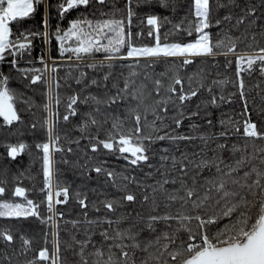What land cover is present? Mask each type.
I'll use <instances>...</instances> for the list:
<instances>
[{"label": "snow or ice", "instance_id": "6c2138e0", "mask_svg": "<svg viewBox=\"0 0 264 264\" xmlns=\"http://www.w3.org/2000/svg\"><path fill=\"white\" fill-rule=\"evenodd\" d=\"M46 3L42 29L25 27ZM51 7L0 0V65L11 70L0 68V128L23 123L22 104L42 113L31 128L46 136L35 144L39 187L23 186L25 172L11 190L0 177V220L34 218L44 245L0 228V264H264V0H57L54 28ZM152 7L171 15L139 16ZM37 39L49 47L34 58ZM3 146L11 161L30 147ZM59 165L105 187L90 199ZM70 201L75 212L60 207Z\"/></svg>", "mask_w": 264, "mask_h": 264}, {"label": "trees", "instance_id": "16d2710c", "mask_svg": "<svg viewBox=\"0 0 264 264\" xmlns=\"http://www.w3.org/2000/svg\"><path fill=\"white\" fill-rule=\"evenodd\" d=\"M48 3L52 5L50 10V24L55 27L57 24L56 20V3L57 0H48ZM47 11V3L44 5H41L36 14L31 18L23 22L25 27L32 28L33 30L42 29V19L45 17ZM145 12H148L149 14H157L160 16L164 15H171L169 12H167L164 9H161L159 7H152L151 9H142L139 12V16L143 17ZM79 13L73 12L70 14V18H75ZM139 19L134 18V26L133 31H137L138 25H139ZM67 22H62V26H66ZM13 29L15 30L16 25H12ZM169 25H165L162 28V32H165L168 30ZM145 34L147 32V28H144ZM213 32L216 31V29H212ZM144 42L147 43L148 39L145 38ZM35 49L32 53V57L36 58L39 55L45 54L48 51L47 45L44 44V42L40 39H37L34 41ZM51 55L58 56V53L56 51L55 43L51 45ZM45 58H47L45 56ZM220 60H223V57L218 58ZM21 65L24 67H41V65L37 62H34L32 64H29L25 61H21ZM0 68H2L6 73H9L10 67L9 65H0ZM231 71V70H230ZM221 72H223V69H221ZM61 75H63V70L61 71ZM222 78V77H221ZM256 82V77L254 76L251 80L246 81L248 84H252ZM13 88L20 89L21 85L19 83V78L13 74V80L11 81V85ZM35 90H28L27 95L30 96L33 100V102L37 105L41 104L43 101V89L40 86H34ZM18 107L21 109V115L23 117V123L14 125L12 130H9L7 128H0V177L6 179L8 181V188L11 190L12 184H13V177L17 176L21 172H25L27 176L32 178H25L22 180V184L26 188H31L33 184H36L37 187L40 186V183L42 181V175H39L40 170V161L37 158V150L35 149V144L38 142H43L46 139L45 132L42 128L39 127V124L36 129L31 128L32 123H36L40 121L42 113L36 109L33 108L31 111H24V105H18ZM232 107H235L237 110L239 109V105H225L222 109L212 110V118L214 121L217 120V118L220 116L221 111H229ZM61 114H63V108L60 109ZM35 113V115H33ZM255 118V116H254ZM2 119V118H0ZM79 117L72 118L73 123H75ZM68 127H71L69 125ZM60 128L63 130L65 128V125L63 122L60 124ZM74 135H79L78 132H74ZM17 142H24L25 144L29 145L30 147L28 150H26L24 153H22L20 156L17 157L16 161H11L9 158H7V149L3 146L5 144H15ZM82 143H87V141H82ZM75 147V145H73ZM59 155V154H58ZM99 159H106L108 161L107 165L105 167L109 169H115L116 172H122L124 171V161H117L115 157H100ZM98 161H93V163H97ZM59 167L62 170V179L66 180L68 183H70L73 187V189L82 190L86 192L90 199H96L97 197L93 193V189H103L105 186L103 184V178H96V174L92 173L93 179L82 181L80 178H78L77 175H73L71 171L66 170V166L59 165ZM144 171H149L148 169H144ZM137 175L141 180L144 179L143 172H137L134 173ZM34 178V179H33ZM119 182V180H118ZM129 190L136 192V186L130 185ZM107 192L111 196H118L120 193L116 192V189L107 187ZM10 195V191H9ZM39 193H31L29 194V198L36 199ZM103 199V197H100ZM18 199V198H17ZM61 208H68L71 211L75 212L78 209V205L75 204L74 201H70L69 205L67 206H60ZM43 211V208L41 209ZM13 227L14 230L17 233V237L19 234H24L28 236L33 241V247L36 249H39L44 245L43 241V232L45 231L44 226L39 223V221H36L34 218L27 220V221H4L0 220V228L3 227ZM21 244L20 240L17 238L16 240V246L19 247ZM31 255V253L29 254Z\"/></svg>", "mask_w": 264, "mask_h": 264}]
</instances>
